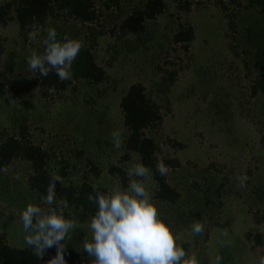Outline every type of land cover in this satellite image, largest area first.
Listing matches in <instances>:
<instances>
[{
  "label": "rangeland",
  "instance_id": "1",
  "mask_svg": "<svg viewBox=\"0 0 264 264\" xmlns=\"http://www.w3.org/2000/svg\"><path fill=\"white\" fill-rule=\"evenodd\" d=\"M10 1L0 0V5ZM93 1L98 18L91 24L49 16L45 26L30 31L14 21L0 26V130L16 133L19 125L27 126L31 142L49 155L48 170L59 174L64 169V185L78 187L86 180L110 194L127 188L128 169L140 163L124 148L127 131L119 104L130 85L141 84L162 117L146 134L159 147L158 160L179 161L166 180L180 198L175 203L156 199L153 175L131 179L145 180L160 217L199 264H212L216 255L223 257L222 264H261L264 246H255L253 236L264 239V220L259 221L264 215V98L252 94L251 66L264 43V13L248 8L247 0H164L165 12L134 35L119 26L147 0H118L111 7L106 6L110 0ZM232 21L234 28L229 27ZM184 26L194 29L187 49L172 40ZM48 28L81 39L106 80L94 85L72 75L66 89L44 96L27 58L33 51L44 52ZM33 30L40 32L36 41L29 38ZM114 131L121 133L119 149L114 148ZM112 166L125 173V186L119 173L109 172ZM29 173L22 161L0 171V236L17 248L28 247L20 213L27 204L40 202L28 185ZM242 176L248 178L245 187H240ZM60 210L77 225L63 242L67 264H94L83 251L93 215L73 207ZM196 222L204 225L199 236L191 232ZM45 253L51 259L56 248Z\"/></svg>",
  "mask_w": 264,
  "mask_h": 264
},
{
  "label": "trees",
  "instance_id": "2",
  "mask_svg": "<svg viewBox=\"0 0 264 264\" xmlns=\"http://www.w3.org/2000/svg\"><path fill=\"white\" fill-rule=\"evenodd\" d=\"M117 2L118 0H110L106 6L111 7L112 4L115 6ZM247 7L264 13V0H247ZM165 10L166 3L164 0H147L143 6L135 7L121 22L119 28L122 33L139 35L145 30L146 22L154 21ZM49 16H56L60 19H75L83 24H91L97 20L98 13L93 0H12L0 5V26L9 21H14L22 31H30L33 28L45 26ZM229 27L234 28L233 21L229 23ZM66 37L68 38L62 32L58 33L57 39L63 41ZM193 38V27L184 26L180 27L173 35L172 40L176 44L182 43L184 49H187ZM43 48H45L44 44ZM3 53V39L0 36V58ZM13 63L12 58H10L7 62L8 69L11 70ZM251 68L255 75L252 94L260 93L264 98V43H261L255 51ZM37 75L39 86L45 91L44 96L51 90L66 89L67 81L61 82L55 73H50L47 77H41L38 73ZM73 76L87 80L94 85L106 80L105 70L97 65L91 52L84 47L74 61ZM172 77L173 74L170 75V80ZM119 105L123 116V126L127 131L125 150L136 154L140 162L151 168L157 185L156 199L167 203L177 202L180 198L179 192L168 184L166 176H160L156 171V165L159 161L157 158L159 147L155 140L146 134L147 130L161 122L160 108L146 96L141 84L130 85L121 97ZM173 146L182 148V145L176 142ZM48 158V153L29 139L27 126L19 125L16 133L0 130V171L5 170L15 161L26 162L30 169L27 182L30 190L35 192L39 201L41 196L47 194L50 177L53 175L48 170ZM163 162L168 168L175 169L180 166L177 159L168 158L164 159ZM87 164L91 165V171L95 176L99 175L97 166L90 160H87ZM109 172L119 173L125 186V173L121 169L112 166ZM59 175L66 176L64 169H61ZM94 189L104 193L102 188L91 185L86 180L78 187L72 184L57 183L56 198L66 201L68 207L81 209L85 213L94 215L97 207L94 202L88 199L89 194L95 195ZM260 220H264V215ZM248 238H252V236L249 235ZM253 240L255 246H264V239L260 234L254 235ZM49 260L50 257L46 253L43 259L38 260L29 247L10 246L0 236V264H48Z\"/></svg>",
  "mask_w": 264,
  "mask_h": 264
},
{
  "label": "clouds",
  "instance_id": "3",
  "mask_svg": "<svg viewBox=\"0 0 264 264\" xmlns=\"http://www.w3.org/2000/svg\"><path fill=\"white\" fill-rule=\"evenodd\" d=\"M39 36L38 30L29 33L32 41ZM57 36L55 28H48L43 39L44 52L33 51L27 58V64L39 76L47 77L55 73L62 82L72 79L73 63L84 44L81 39L67 37L59 41ZM111 135L114 148L119 149L121 133L114 131ZM156 171L160 176H166L169 168L163 160H159ZM127 175L130 178L127 188H116L110 194L94 189L95 195L88 196L97 210L89 223L91 239H85L83 243L87 256L93 258L94 264H199L196 255L188 256L178 244L181 237L160 217L145 180L131 179L151 177V168L140 162L129 168ZM247 179V176L240 177V187L246 186ZM57 183L63 184L64 179L59 174H53L47 194L40 197L39 203L27 204L19 218L26 233L24 243L38 260L43 259L47 249L55 247L56 255L48 264H67L63 242L77 225L60 210L61 206L67 208L68 204L56 200ZM191 232L195 236L203 234V223L192 224ZM222 261L223 257L216 255L212 264H222Z\"/></svg>",
  "mask_w": 264,
  "mask_h": 264
}]
</instances>
